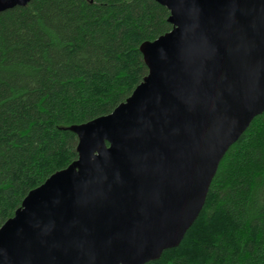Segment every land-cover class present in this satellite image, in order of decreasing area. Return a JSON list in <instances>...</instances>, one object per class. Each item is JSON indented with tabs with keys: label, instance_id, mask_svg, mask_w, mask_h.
I'll list each match as a JSON object with an SVG mask.
<instances>
[{
	"label": "water",
	"instance_id": "1",
	"mask_svg": "<svg viewBox=\"0 0 264 264\" xmlns=\"http://www.w3.org/2000/svg\"><path fill=\"white\" fill-rule=\"evenodd\" d=\"M173 29L78 159L0 228V264H149L180 246L228 150L264 113V0H154ZM31 0H0V12Z\"/></svg>",
	"mask_w": 264,
	"mask_h": 264
},
{
	"label": "trees",
	"instance_id": "2",
	"mask_svg": "<svg viewBox=\"0 0 264 264\" xmlns=\"http://www.w3.org/2000/svg\"><path fill=\"white\" fill-rule=\"evenodd\" d=\"M154 0H31L0 12V228L78 159L73 126L111 114L169 33ZM149 264H264V113L226 153L179 247Z\"/></svg>",
	"mask_w": 264,
	"mask_h": 264
}]
</instances>
